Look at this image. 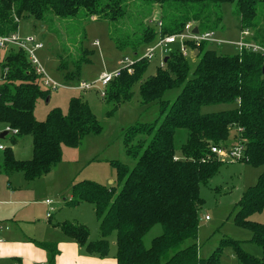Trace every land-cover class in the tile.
<instances>
[{
  "label": "trees",
  "instance_id": "trees-1",
  "mask_svg": "<svg viewBox=\"0 0 264 264\" xmlns=\"http://www.w3.org/2000/svg\"><path fill=\"white\" fill-rule=\"evenodd\" d=\"M261 1L0 0V35L17 32L19 22L30 18L49 24L55 17H78L107 21L115 28L114 33L120 29L123 34L114 38L116 46L128 47L135 53L156 38L147 20L158 8L163 33L180 32L188 22L200 31H216L222 21L220 5L230 2L235 4L240 30L248 29L249 41L264 47V0ZM258 5L262 7V16ZM128 17L132 30L124 28L123 21ZM59 25L67 29L66 24ZM207 46L203 43L197 48L199 60L190 76L186 58L172 52L163 60V66L140 82L141 103H157L159 113L152 122H137L123 131L124 151L134 165L111 161L116 180L110 185L91 180L71 183V199L66 205L91 203L100 238L89 241V232L82 224L64 221L57 227L88 253L106 256L108 237L115 232L116 264H220L225 247L232 249L239 264H264V224L249 219L264 210V171L255 184L242 192L234 214L235 225L249 230V241L261 248L260 257L245 251L240 240L230 237L222 238L206 258L199 257L196 242L183 245L186 240L197 238L199 208L203 204L200 187L223 163L211 151L212 147L229 149V141L234 139L243 145L238 161L253 167L264 166V54L243 48L236 54L224 55ZM9 49L12 51L0 66V123L17 131L9 136L12 144L25 135L32 136V158L16 159L11 147L6 146L0 169L3 173L21 172L25 180L32 181L49 173L60 161L61 146L75 147L85 136L98 134L101 127L80 96L69 100L65 114L54 109L44 121L36 120V101L47 97L49 90L41 88L40 77L26 53L15 47ZM79 49L81 54L73 60V71H68L64 59L59 61L58 70L65 71V81L78 80L81 63L90 61L91 52ZM148 66L147 60H140L132 74L123 72L110 82L104 98L113 105L110 115L131 99L132 85L142 80ZM176 87L181 90L173 100L162 99L166 91ZM227 103H234V107L201 112L203 106ZM177 129L187 131L179 155L174 148ZM155 225L161 226L162 233L146 248L143 236ZM35 243L47 252L48 264H55L56 244Z\"/></svg>",
  "mask_w": 264,
  "mask_h": 264
},
{
  "label": "rangeland",
  "instance_id": "rangeland-1",
  "mask_svg": "<svg viewBox=\"0 0 264 264\" xmlns=\"http://www.w3.org/2000/svg\"><path fill=\"white\" fill-rule=\"evenodd\" d=\"M261 2V0H258V4ZM134 3L137 4L138 2L135 1ZM155 7L157 6L155 5ZM220 9L222 21L215 33L218 38L231 44L208 45L207 47L214 49L219 54L233 55L238 52V49L232 44L238 42L241 36L239 20L235 13V4L222 3ZM159 10L160 8L154 11L155 17H160L161 11ZM258 13L261 16L263 15L261 5H258ZM129 17L133 20L134 14L131 13ZM129 17L123 21L124 28L132 30L133 25ZM59 24H66L67 29ZM114 29L107 21L83 20L78 17H55L49 24H44L43 21L32 18L19 22L18 34L20 36L34 35L36 39L42 42L43 47L36 52L37 57L47 76L61 84L56 90H49L48 100L45 97L36 101L34 118L38 121H44L49 112L54 109L65 114L69 100L80 96L88 103L91 112L95 115L101 127L98 134L85 136L75 147L61 146L60 161L40 179L24 180L21 172L1 175L0 187L8 188L11 186L12 189H18L19 187L24 189L22 190L24 191L23 196L28 197L31 203L27 207L19 206V208L24 217L36 222L34 226L38 227L40 232L45 228L42 219L46 214L42 201L50 199L53 203L54 215L58 213L57 220L68 217L71 223L86 226L89 232V241L99 239L98 222L91 203L85 202L77 207L65 206V199L67 200L70 195V185L72 182L81 180H91L102 185L115 183L116 174L114 168L110 165L111 161H120L129 167L134 165V161L124 151V129L137 122H152L158 116V104L155 102L142 104L138 87L141 81L155 73L156 68L160 66L159 58L149 61V66L143 74L142 80L134 83L130 89L133 93L131 99L122 103L111 115L108 112L113 105L107 103L105 97L100 96L101 88L99 86L87 91L72 88L76 87L79 82L94 81L103 71L108 72L115 69L117 60L123 56L133 58L134 52L128 47L118 48L116 46L114 38L121 36L123 33L120 29L115 30L114 33ZM247 40L249 39L247 38ZM95 42L97 43L95 44ZM80 47L91 52L89 55L90 61L81 63L80 78L78 80L65 81L63 77L65 71L58 70L59 61L64 59L68 71H73L76 64L73 60L80 56ZM142 50L143 48L140 47L137 52L141 53ZM11 51L10 49L0 50V66L4 57ZM71 53L76 56L72 57ZM186 60L190 66V76L199 57L189 56ZM63 85H66V87H62ZM40 86L42 89H46L42 84ZM180 90L181 87L168 90L164 93L162 99L173 100ZM233 107L234 103L206 105L201 108V112H218ZM6 126L0 123V133L4 131ZM10 135L9 133L6 138H0V142L11 147L14 157L19 160L32 158V136L25 135L16 144H12L9 141ZM186 135L187 131L185 129L175 131L174 148L177 155L180 154V146L185 142ZM229 143L233 146L235 140L231 139ZM1 156L2 151H0V158ZM222 161L219 171L200 187V197L203 199V204L199 208L197 238L186 240L183 245H188L193 241L196 242L199 257L206 258L219 246L222 238L230 237L240 240V244L245 251L260 257L261 248L249 241L251 237L249 230L235 225L234 214L242 192L256 183L258 175L264 171V166L253 167L238 160ZM62 209L63 211L60 212ZM205 216H208L209 220H205ZM54 219L52 221H55ZM249 219L264 224V210L252 214ZM26 226L25 228H29L31 225ZM161 233L162 228L160 225L153 226L143 236L144 246L149 247L151 240ZM56 234L62 236L59 229H57ZM108 241L110 242L109 249H114L112 241H115V232L110 234ZM220 264H239L230 247H225L222 250Z\"/></svg>",
  "mask_w": 264,
  "mask_h": 264
},
{
  "label": "built area",
  "instance_id": "built-area-1",
  "mask_svg": "<svg viewBox=\"0 0 264 264\" xmlns=\"http://www.w3.org/2000/svg\"><path fill=\"white\" fill-rule=\"evenodd\" d=\"M147 24L156 32V38L151 43L145 45L141 53H133L132 59L127 56L121 57L117 60V67H115V69L108 72L103 71L94 81L79 82L76 87L72 88L79 91H87L99 86L101 88L100 96L105 97L106 88L110 82L113 79L119 77L123 72L132 74L134 72V65L140 60H147L149 62L154 58H159V65L163 66V60H165L164 58L172 52H178L183 57L187 58L189 56H196L198 53L197 48L203 43H206L207 45L231 44L228 41L218 38L215 31H200L197 28V33H194L193 30L195 26L192 22L185 24L182 31L173 34L163 33V22L159 17H155L154 15L147 20ZM249 34L250 32L248 29L242 30L240 40L232 45H235L238 51L243 48H247L254 52H261L264 54V47L247 40ZM96 43L97 42H95V44ZM11 47L21 49L26 53L27 59L32 65L35 73L40 77L41 84L46 89L56 90L61 86V84L52 80L45 73V70L36 54L38 50L42 49L43 44L40 40L36 39L34 35L20 36L18 31L6 35H0V50H6ZM64 86L66 87V85H63L62 87ZM3 132L10 133L11 135H15L17 133L16 130H11L8 126L4 128ZM4 148L5 146L0 144V151H2ZM211 151L215 153L220 159L225 161L239 160L243 155V145L237 143L229 149L223 147H212ZM46 203L51 204V201L46 200ZM52 210V208L49 209L48 216ZM204 219L209 220V217L205 216Z\"/></svg>",
  "mask_w": 264,
  "mask_h": 264
},
{
  "label": "crops",
  "instance_id": "crops-1",
  "mask_svg": "<svg viewBox=\"0 0 264 264\" xmlns=\"http://www.w3.org/2000/svg\"><path fill=\"white\" fill-rule=\"evenodd\" d=\"M34 112L35 110L33 113ZM2 133L3 132H1L0 135ZM7 135L8 133L4 136ZM0 144L2 143L0 142ZM2 174L9 175L11 173H3L0 169V177ZM8 188L0 187V264H48L47 252L37 246L35 241L56 244L58 253L55 256V264H116L115 241H112L113 248H115L108 249V254L106 256L99 257L98 255L88 253L84 247L73 242L62 232V236H59V234H56L57 229H59L57 224L69 221V219L68 217H63L59 220L56 219L58 213L54 215V209L52 207L53 203L50 199L46 200H50L51 204H47L46 200L42 201L46 214L44 219H42L45 228L40 232V229L34 226L36 225V222L30 221V219L24 217V214H22L23 212H21L19 208V206L27 207L31 203L28 197L23 196L24 191L22 190L24 189L20 187L18 189H12L11 186ZM70 199L71 194L67 200L65 199V206H67L66 202ZM82 203L85 202H81L74 207H77ZM50 208L53 210L50 211V215L48 216ZM62 211L63 209L60 210V212ZM53 218H55V221H52ZM26 225L31 226L25 228L27 227Z\"/></svg>",
  "mask_w": 264,
  "mask_h": 264
},
{
  "label": "water",
  "instance_id": "water-1",
  "mask_svg": "<svg viewBox=\"0 0 264 264\" xmlns=\"http://www.w3.org/2000/svg\"><path fill=\"white\" fill-rule=\"evenodd\" d=\"M193 31H194V33H197V31H198V30H197V27H195ZM195 54H196V53H195ZM165 60H166V58H165ZM262 72H263V74H264V67H262ZM48 99H49V98L47 97V100H48ZM5 134H6V132H3V133L0 135V137L3 138V136H4Z\"/></svg>",
  "mask_w": 264,
  "mask_h": 264
}]
</instances>
